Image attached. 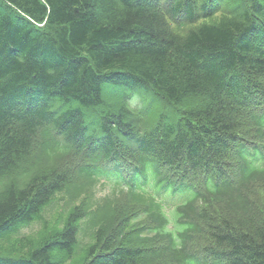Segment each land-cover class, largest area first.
<instances>
[{
	"label": "trees",
	"instance_id": "1",
	"mask_svg": "<svg viewBox=\"0 0 264 264\" xmlns=\"http://www.w3.org/2000/svg\"><path fill=\"white\" fill-rule=\"evenodd\" d=\"M0 264H264V0H0Z\"/></svg>",
	"mask_w": 264,
	"mask_h": 264
},
{
	"label": "rangeland",
	"instance_id": "2",
	"mask_svg": "<svg viewBox=\"0 0 264 264\" xmlns=\"http://www.w3.org/2000/svg\"><path fill=\"white\" fill-rule=\"evenodd\" d=\"M231 6H232V4L230 2H228L227 7L224 6L225 9H223L221 12L216 13L213 17L208 18L206 21L207 22H219L221 19L229 18L231 13L228 14L227 12ZM200 22H205V20H202ZM122 92L124 93L123 88H118V89L114 90L113 95H111L109 97V94H106V97H108V99H110L111 102L114 100H120L122 97V94H121ZM135 103L136 102H134L133 104H135ZM166 110H168V109H166ZM93 119L94 118L92 116L89 117L87 119L88 120L87 123H91V121H93ZM97 191H98V195H105V194L109 193L110 192V184L106 183V180H103L102 184L101 183L98 184ZM180 198L181 197H179V200H180ZM167 212L170 214V217L173 216V211L171 209L167 210ZM56 215H57V213H56ZM36 228H37V224H34L31 227L25 228V231L30 232L31 230H34Z\"/></svg>",
	"mask_w": 264,
	"mask_h": 264
}]
</instances>
